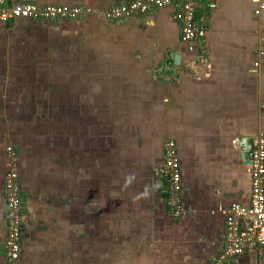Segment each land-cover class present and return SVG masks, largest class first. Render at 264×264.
I'll return each mask as SVG.
<instances>
[{
	"label": "crops",
	"instance_id": "obj_1",
	"mask_svg": "<svg viewBox=\"0 0 264 264\" xmlns=\"http://www.w3.org/2000/svg\"><path fill=\"white\" fill-rule=\"evenodd\" d=\"M2 1L87 14L0 26V264L9 166L22 209L16 264H210L224 212L247 202L249 164L240 153L264 137L258 0L201 2L195 64L170 9L108 23L103 12L130 0ZM169 139L180 162V219L169 217L157 176Z\"/></svg>",
	"mask_w": 264,
	"mask_h": 264
},
{
	"label": "built area",
	"instance_id": "obj_2",
	"mask_svg": "<svg viewBox=\"0 0 264 264\" xmlns=\"http://www.w3.org/2000/svg\"><path fill=\"white\" fill-rule=\"evenodd\" d=\"M203 0H130L109 7L103 12L108 23L170 9L177 24L180 42L191 55L189 62H201L198 45L204 37V26L197 19L196 10ZM264 12V0H258L254 16ZM87 11L78 6L18 2L9 7L0 0V26L14 20L27 22H65L82 20ZM255 67L257 64H253ZM249 193L246 203H231L224 212L223 239L220 252L210 264H226L243 255H252L255 264H264V137L253 136L249 143ZM9 151V148H6ZM157 176L165 182V207L169 217L180 219L186 215L182 201L180 162L172 140L162 145L161 164ZM5 218V263L16 264L21 252L22 209L17 172L9 166L3 176Z\"/></svg>",
	"mask_w": 264,
	"mask_h": 264
},
{
	"label": "water",
	"instance_id": "obj_3",
	"mask_svg": "<svg viewBox=\"0 0 264 264\" xmlns=\"http://www.w3.org/2000/svg\"><path fill=\"white\" fill-rule=\"evenodd\" d=\"M172 60H173V63H174L175 65H178L179 60H180V56L177 55V54H175V55H173ZM245 141H247V140H245ZM247 147H248V148H247L246 150L241 151V153H240V159H243L245 164H249V161L246 160V156H245L246 153H247L248 150H249V145H248Z\"/></svg>",
	"mask_w": 264,
	"mask_h": 264
}]
</instances>
